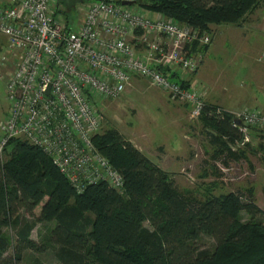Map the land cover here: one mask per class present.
Listing matches in <instances>:
<instances>
[{"label":"trees","instance_id":"trees-1","mask_svg":"<svg viewBox=\"0 0 264 264\" xmlns=\"http://www.w3.org/2000/svg\"><path fill=\"white\" fill-rule=\"evenodd\" d=\"M131 2L201 31L239 24L264 4ZM201 115L214 145L227 150L242 141L231 112L205 103ZM121 137L109 131L97 134L93 144L122 174V192L101 182L79 194L42 148L20 139L8 143L7 159L0 157V264H21L28 250L44 252L32 238L44 222L55 224L50 242L59 264H264V212L251 193L190 197L178 190L170 174L130 143L124 145ZM8 227L15 232V244L3 235ZM204 236L213 240L214 248L199 246Z\"/></svg>","mask_w":264,"mask_h":264},{"label":"built area","instance_id":"built-area-1","mask_svg":"<svg viewBox=\"0 0 264 264\" xmlns=\"http://www.w3.org/2000/svg\"><path fill=\"white\" fill-rule=\"evenodd\" d=\"M127 2L83 0L74 7L85 11L77 28L57 14L62 0L0 4V33L16 59L6 85L10 108L0 124V157L20 139L42 148L77 193L101 182L122 192V174L93 144L105 121L100 105L144 79L201 118L205 103L192 77L214 32ZM232 114L243 136L233 150L255 144L264 113L246 108Z\"/></svg>","mask_w":264,"mask_h":264},{"label":"rangeland","instance_id":"rangeland-1","mask_svg":"<svg viewBox=\"0 0 264 264\" xmlns=\"http://www.w3.org/2000/svg\"><path fill=\"white\" fill-rule=\"evenodd\" d=\"M62 5L63 8L56 9L57 14L69 20L70 26L77 28L84 18L83 7L77 6L68 12L64 9L65 4ZM263 18L264 4L239 24L210 27L215 38L211 51L205 52L199 75L204 80L205 88H208L206 90L211 92L215 100H220L218 102L238 107L246 102V96L251 93V81L260 82L264 87V37L260 39L257 35L264 32ZM8 48L7 37L0 33V124L6 120L10 108L6 85L16 63ZM161 91L152 87L147 80H133L119 99L99 106L105 116L99 134L118 132L124 145L130 143L142 155L156 160L164 170L170 171L178 190L190 197L203 198L204 183L221 182L224 187H218L217 194H220L236 190L239 184L248 182L250 175L246 174L250 173V166H258L261 159L264 162V157L261 158L264 148H261L262 151L259 148L262 142L257 141V144L239 150H233L232 144V148L227 150L215 147L210 140L209 129L203 127L202 118H192L185 104L173 101ZM202 97L207 101L206 97ZM174 142L177 145L180 142L179 149L176 148L177 152L180 150L179 156L173 154L172 158L164 157V151L171 150ZM250 154L256 157L255 162L251 160L245 163V155ZM2 158L6 160V154ZM205 168L208 175L205 177H211L207 180L203 177ZM42 206L37 207V216ZM242 218L247 220L246 215ZM54 225V222H44L36 226L32 238L37 246L45 247L46 250L40 253L26 251L21 264H59L55 257L56 248L50 242V231ZM145 227L149 229L150 224L146 223ZM14 233L12 227L4 230V237L11 244H15ZM199 246L214 248V242L204 236Z\"/></svg>","mask_w":264,"mask_h":264},{"label":"crops","instance_id":"crops-1","mask_svg":"<svg viewBox=\"0 0 264 264\" xmlns=\"http://www.w3.org/2000/svg\"><path fill=\"white\" fill-rule=\"evenodd\" d=\"M6 2H7V0H0V4L1 3L4 4ZM263 21H264V18H263ZM257 35L261 39L262 37H264V32H259ZM212 46H210V48H209V50L207 52L211 51ZM14 70H15V68H14ZM199 73H200V71L198 72L197 75L193 76L192 78H193V80L195 82V85L197 87V91L202 96L206 97L207 101H204L205 103L216 105L218 107H221L223 110H225L227 112H231V113H238V112H240V111H242V110H244L246 108L259 109L262 112H264V87H262L263 85L260 82L257 83V81H254V82L251 81L252 84H253L251 93H249V96H246V102H243L244 104H242V105L237 107L235 105L232 106L230 103L228 104L227 102H223L222 103V102H218L220 100H218V101L215 100L214 97H212L211 92L209 90H206L208 88H205L204 80H203V78L200 77ZM198 79L200 80V82H199ZM134 80H137V79H134ZM8 114H9V111H8V113H6V117L8 116ZM259 135L261 137H259ZM252 138H254L255 144H257V141H261L262 142L261 145L259 146L260 150H261V148H264V145H263L264 132L263 133L262 132H260V133L255 132V133H253ZM179 144H180V142L178 143V145ZM181 144H183V142ZM178 145L175 144V142H174V145H172L171 150H169V151L165 150L164 151V154H165L164 157L172 158L173 154H175L176 156H179L180 150H178V152L176 150V148L179 149V147H180V145L179 146ZM214 146L217 147L216 145H214ZM173 148H175V149H173ZM217 150L218 149H216V151ZM253 156L254 155L251 156V154L250 155H245V159H244L245 163L251 162V160L253 162L254 159L256 158V157H253ZM262 156L264 157V154L261 153V158H262ZM249 158H250V160H249ZM149 159L152 162H154L155 164H157V166L160 165L158 162H156V160H153L152 158H149ZM262 161L263 160L261 159L260 162L263 163V165H260L261 163H259L258 166H255V167H253L252 165L250 166L251 167V171H250V173L246 174V175H250V177L248 178L249 179L248 182H246V183L243 182V183H241V185L239 184L240 187H238V189L232 190L230 192L244 191V192L251 193L253 195V200H255L256 204L264 212V162H262ZM159 167L163 171H165L166 173L170 174V171L164 170V168L162 166H159ZM203 174H204L203 177H204L205 180L211 178L210 176L208 178L205 177V176H208L206 174V168L203 171ZM218 180H220V179H218ZM219 183L218 182H213V184L204 183L205 184V188H204L205 189V193H204V195L205 194L206 195L207 194H211V193L214 194V195H217V196L221 195V194H227L226 192L217 194L218 187H220V188L224 187V185L221 182H219ZM230 192H228V193H230Z\"/></svg>","mask_w":264,"mask_h":264},{"label":"water","instance_id":"water-1","mask_svg":"<svg viewBox=\"0 0 264 264\" xmlns=\"http://www.w3.org/2000/svg\"><path fill=\"white\" fill-rule=\"evenodd\" d=\"M66 4V9L71 11L77 4L81 3L83 0H62ZM126 5H134V2L124 3Z\"/></svg>","mask_w":264,"mask_h":264}]
</instances>
